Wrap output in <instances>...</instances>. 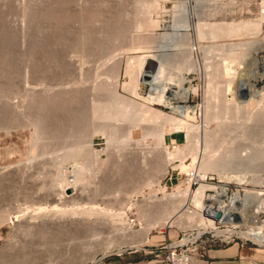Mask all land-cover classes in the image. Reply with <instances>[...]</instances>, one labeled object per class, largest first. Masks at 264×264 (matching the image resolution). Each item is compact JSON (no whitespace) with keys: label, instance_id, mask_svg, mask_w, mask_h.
Masks as SVG:
<instances>
[{"label":"rangeland","instance_id":"1","mask_svg":"<svg viewBox=\"0 0 264 264\" xmlns=\"http://www.w3.org/2000/svg\"><path fill=\"white\" fill-rule=\"evenodd\" d=\"M59 1L60 3L66 4L64 0H59ZM59 1L56 0V3ZM66 1H67L66 5L68 4L71 5V9L70 6L68 5L70 10L68 9L67 12L65 8L68 7H65L64 4H60V3H59L60 6L57 7L58 3L56 4L55 0H0V22H1L0 23L1 26L0 63H2L1 61L3 57L4 58L7 57L8 59L6 60L7 65H10V66L7 65L3 66V68L5 67L4 69H6V66L8 67V70L6 69L7 72L6 70L0 68V70L3 71L4 73L2 76L0 74V76L2 77L0 78V90H1L0 109L2 108L0 112V125H1L0 126V188L2 189V190L0 189V250H1L0 254L1 256L2 253L4 254L2 257H5L6 255L5 259L3 260L6 263L2 261L0 262V264H8L7 261L10 262V260H12L11 256L10 259H8L9 255H11L12 253L9 252L6 253L4 249L5 246H7V244L13 248H17V246L19 245L18 246L19 248H17L19 249V251L16 250L15 253L13 252L14 255H17L16 253L18 252L20 253L21 248L22 249L25 248L24 250H21L22 255L24 253L26 254V252L29 249L30 254L28 252L27 254L30 256L26 254L28 259L27 257L25 259L23 257L24 255L22 256V259L24 258L23 264H102L104 260H108L112 256L119 257L120 255L129 251H133L135 253L134 255H141V256L144 255L148 257L149 260L150 259L155 260L156 261L155 264H163L157 261H162L165 256V250L163 249L159 250V249L160 246H164L166 242L153 243V241H150V239H155L157 237L160 239L162 238V236L167 235V237L169 238L168 241L175 243L178 239H180L183 236L181 242L185 243L187 245L186 247H188L189 249H193V247L198 244V241L193 243L198 233L203 232L204 233L203 235L205 237L209 238V236L212 235L214 239H217L219 236H218L217 228L214 227H208V228L216 229V231L209 229L208 230L194 229L195 227H189L187 229H183L181 227H178V225L169 226V227L167 226L164 227L162 224H159L160 226L157 224L156 226L154 225L157 221L162 219L161 215L164 216L165 212L169 211L167 210L169 208H167L166 206L167 205L166 203L169 200H167L165 197L163 199L164 201H162V197H164L162 195L163 190L161 188H157L154 186H156L157 183L162 186L165 180V175L168 172L169 166L175 164L172 163L169 166L167 164L168 166L167 167L166 164H164L163 162V168L167 167L164 169L162 168V166H159L160 164L159 165L155 164L153 165V167H149L152 169V171L149 168L148 169L150 170V172L147 171L148 169L146 170L147 171L146 174L149 173V176L148 175L145 176L146 174L144 175L142 174L141 166L139 167L138 164L140 159L138 162L135 160L136 158L138 159V157L133 159L134 156L136 155L138 156L140 151L141 153L143 152L142 155L145 154L144 152H146V154L148 152L149 154L147 155H149L150 158H153L151 157L153 153L154 155L156 154L161 157L164 154L167 155L166 148L168 147L167 146L168 144L166 142V139L170 134L168 133L170 131L168 129L171 127L167 124L164 125L162 123L161 125L158 124L159 128L157 127V125H156L157 128L155 127L154 129L153 127L154 124L152 121V117L162 115L168 112V110L165 109V107L163 106L164 104L157 103L153 105H148L147 102L143 100L144 98L145 99L148 98L150 95H149V88L146 85L139 84L141 79L140 75L142 74L143 71L142 69L143 67H141L142 63L140 62L141 61L140 59L141 57L144 56V54L147 55L146 53L148 52H151L148 53L149 55L162 54L163 58L165 59L164 63L168 68V71L171 70V72H169L168 74V76L170 75L169 78H174L173 76H179L177 73L180 72L181 75L184 77L183 80L184 83L182 82L183 88L190 90L189 100L186 103L178 102V105H184V104L190 106L202 105V107H200L199 109L200 117H195L194 115V117L189 119L187 124H182L181 127L183 128L181 129L182 132L180 131V133L187 132L186 135H184L185 140L186 139L187 141L192 140L191 142L195 143V145L198 148H200L201 151L204 147L203 136H205V134L207 136L212 135L209 137H211L216 143L213 144L214 146L211 145L213 146V148L212 150L210 148V150L207 152V155L209 154L212 158L221 156V159H224L223 164L225 162L226 165L224 164L225 166L220 167V169L216 171L205 169L203 171V174L206 175L207 177H211V179L208 178L204 180L203 183L200 184H208L211 186H224L227 188V194L233 193L237 189L235 194L236 193L239 194L242 198L244 197V191L246 190H249L251 192L255 191L257 193H260L256 196L264 201V153H263L264 123L260 124V121L256 120V117L258 115L257 113L259 112L264 113V101L263 100L261 101L260 99L261 97L258 96L254 98L255 101L253 100L251 101V104H248L249 102L247 101H242V102L236 101L235 102L236 104H232L230 103V101H228L229 97L231 96L228 95L230 92L227 90L228 87L226 84V82L230 80V82L232 83V89L235 90L239 85L240 78L246 79L244 74L242 75L244 77L240 76L241 75L240 71L242 70L248 71L251 69L252 57L256 56L258 59L264 60V49L255 51L253 49L254 46L252 44L255 41H260L261 43L264 44V22L261 23L259 32L256 36L249 34L251 31L248 32L243 31L241 33L242 35L240 36H226V38H224L225 36L219 34L215 36H211V35L209 36L208 34L209 31L206 30L205 34L203 35L204 37L201 38L200 36H198L197 28H195V24L198 22L208 23V24L209 23L241 24L245 22L260 21L261 19L260 11H261V6L264 3V0H74V1L72 0L71 2L69 1L70 3L68 2V0ZM152 2L154 4H152ZM52 7L54 9V12ZM55 7L60 8V11L65 7L62 10V12L65 10V12L68 15H70L68 12L70 13L72 12L71 13L72 15H70V18L71 16H73L71 20L69 18L66 19L69 16H67V14H64L63 12L60 13L62 15V16L60 15V18L63 20V17L66 16L65 18L66 20H63L62 23V21L59 19L62 24L59 23L60 21L58 20L59 18L58 13L60 11L59 10H58L59 12H57V10L55 11L56 9ZM44 11L47 13L44 14ZM93 12H95L94 15L95 14L97 15L94 18H92V16L94 15L87 18V16L91 15V13ZM32 13L34 14L35 18L33 17ZM73 13L78 15L74 16L75 14L73 15ZM51 14L53 17L51 16ZM80 14H83L81 15L82 18L84 15H86L85 18L90 19L88 21V25H89L88 27L82 24L83 20L86 19L83 18L81 23L80 21L81 18L77 17V16L81 17ZM46 15H48V18ZM31 17L33 20L30 19ZM53 18H56V20L54 21ZM91 18L93 21H91ZM27 20H31V21H27ZM32 21H34V23H31ZM63 24L66 25V28ZM82 26H85L86 27L85 29L88 30L83 29L84 27ZM81 27L83 29L81 30V32L82 31L86 32L89 30L90 31L92 30V33L94 32L93 38H95V42L97 41V43H95V46L97 45L96 46L97 48L94 49L95 48L94 47L93 51L90 50V53L92 52L94 54L88 55L87 53L89 52L86 53L84 52V54H87L84 55V57H82L83 53H81V56L79 55L80 53H77L78 54L77 58L81 57V59L84 60L82 61L83 64L81 61L80 63H78L79 65L80 64L83 65L81 69V75H75L71 77L70 82L71 85H73L70 86L72 87L70 88L71 92H73V90L75 92L77 90H81L82 87L84 88L83 92L87 94V98L89 99L91 97V96L89 97L88 95L90 91L91 94L92 93H94V95L97 94V97L101 99L102 102L101 105L104 108H106L105 112L107 111V109L112 107L111 106L112 101H114L117 98V95L118 98L120 97V103L118 101L119 104H121L122 102V104H128L133 108L136 107V109L138 108V105L140 106L141 104L148 106L147 109L146 107L144 108L139 107V109L137 110L134 108L131 109L130 111L132 110L137 111V113L136 112L134 113V114H138L135 119L138 120V123L139 121L144 123V124L139 123L138 125L140 126L143 125V127L145 125L144 127L145 129L143 127L141 129H143L144 132L146 131V134L149 136L147 135L142 136V132L140 133V131H135L132 138L120 137L112 141H106V140H102L100 136H92L90 132H87L82 135L81 139L79 140V143L73 146L74 141H72L71 137L65 135L66 133H70V131L68 132L67 129H64V127L68 126L66 125L67 121H65L66 126H64L63 128L62 127L58 128V130L60 129L58 133H61V135L63 134V136H61L62 139H60V141L54 138L53 135H50L51 134L50 133L51 130L49 129L50 125L48 126V123L50 122L49 121L50 115L48 117L46 116L50 113L49 111L50 109L46 108L49 107L48 106L49 98L46 96H49V93L50 95L53 94V92L51 93L52 91L51 87H55V84L51 83V78H50L51 62H49L50 61L49 56L51 55L49 54H51L52 47L50 48L51 50H49L48 43L49 42L53 43L54 42L53 38L56 40V36L60 32H61L60 34L64 33L63 34L64 36L66 34L65 32L67 29H68L67 33L71 31V33L75 36H76L75 33L77 32L80 33L79 34L80 36H82L83 34L85 35V33H82L81 35V32L79 31ZM31 28L33 29V33L32 32L30 33ZM35 28H37L36 32H35ZM59 29L60 30L63 29V31L62 30L60 31ZM8 30H11L12 32H9ZM54 31L56 32L55 34H57L56 36L53 35L54 33H52ZM112 31H114V34ZM6 32L13 34L9 35V33L6 34ZM170 33L177 34L176 36L177 43L168 42L170 39H168V41L166 40L165 44L163 43L165 40H162V42L158 41L159 38L163 37V34L165 35ZM60 34L58 35L59 37L57 36V38L62 37ZM71 35L69 33L68 36ZM73 35L70 38L73 37V39H75ZM73 39L72 40L66 39V40L67 41L69 40L68 42L72 41V43H75L77 37L75 40ZM36 41H38V44L36 43ZM170 41H174V39H171ZM8 43H10V45ZM70 43H67L70 46H65V47L66 48L71 47L70 49H72L74 47V44H70ZM156 44H158L159 46L163 44L162 49L159 50V48L157 47L158 45ZM106 45L109 46L107 47ZM4 46L6 48H4ZM65 47L63 46V48ZM35 48H37V51ZM58 48H62V46ZM47 49L50 51L49 54ZM70 49H68V51L66 50L65 51L69 53ZM41 50L42 51L45 50V51L42 52ZM9 53H11L12 55ZM29 54H31L32 56ZM73 54L75 55L76 53H71L69 55H73ZM189 57H191L190 61L194 63L193 64L194 67L190 66V68L187 69L188 71H186V73L184 74L183 70L187 68L189 64H192L190 63V61H188ZM47 58L49 61H47ZM85 59L88 60L86 61ZM33 60L35 62H33ZM4 61L5 60L3 59V65L6 63V61L5 62ZM85 61L87 64L84 63ZM137 61H139V64ZM226 63L229 66V68H231L233 71V74L230 77L227 76L223 77L222 74H220V70H222V68ZM14 65L15 67L17 66V68L19 67L18 73L16 72L18 71V69L17 70L14 69ZM84 65L86 66V68L84 67ZM176 65L179 66L176 67ZM37 66L39 69L41 68V70H38ZM242 66L244 67L243 69H241ZM12 69L16 70L15 72L17 74L12 72L14 71ZM160 69L161 68L157 69L156 72L157 74L161 73ZM9 70L12 73H10ZM5 72L7 73V75L9 73V75L13 77L11 78L10 76H7ZM215 72H218V74L215 75ZM6 76L10 77L11 79L10 78L7 79ZM35 77H37V79ZM228 78L229 80H227ZM3 80L4 82H2ZM5 80L7 82H5ZM11 80L13 83V84L11 83L12 84L11 85L12 87H10L11 89L5 90L6 85H8ZM35 84L37 86H35ZM254 86L256 90L264 92V79L256 80L254 82ZM29 87L36 88V90H38L39 92L38 94L41 93L40 94L41 96H39L38 94L36 95L35 93L36 90L33 93H31L33 90L28 89ZM132 87L135 88V90ZM23 90H25V92ZM209 94L212 96H210ZM69 97H71V93L69 94ZM121 97L123 99H121ZM36 100L38 101L37 103L42 102L41 100H43L44 103H42V106L44 105L43 107L45 108L40 106V103L36 105L34 102ZM69 101L70 100H68V102ZM209 101L210 102L212 101L211 105ZM5 102L7 103L8 110L4 108L6 106ZM71 102L72 104L75 103L74 101H70L69 103ZM87 102L91 104L90 100L89 101L87 100ZM10 103L12 104V106H10L11 105ZM89 103L87 104L89 105ZM246 104L248 106H245ZM83 105H85V102L82 101L81 106ZM38 106L41 107L43 110H41V108H39ZM70 106L75 107L74 104L73 105L70 104ZM191 108L194 112L197 113V110L194 107ZM44 109H46V111ZM142 109H144L145 111ZM38 110L40 111L39 113L42 112L39 115H38ZM73 110L76 111L75 108ZM102 110L104 109L102 108ZM80 112L81 111H79V114ZM255 112L257 113L255 114ZM9 113H12L10 114V117H9ZM14 113H18V114H14ZM74 113L77 114L78 109H77V113L76 112ZM126 114L127 116H129L132 113L130 114L129 112ZM34 115H35V119L33 118ZM41 115L45 116L46 124L45 126L43 125L44 133H42L40 128H38L37 126V124L39 126H42L44 122V120H42L44 117L38 119V120H42L43 122L39 121L40 122L39 123L36 120L38 116ZM80 115L83 114L81 113ZM107 115H109V113ZM11 116H14L17 120ZM171 116L175 117L174 115ZM248 117L249 120L247 119ZM251 117H254V119ZM203 118L207 120L205 121ZM31 119L32 121H30ZM250 119L253 120L251 121ZM12 120L13 121L15 120L14 123H12L13 122ZM35 121L37 122V124ZM150 121L152 122L151 124ZM32 122H34V125ZM58 123L61 124L60 121L53 123L52 127L54 130H56V128L58 127ZM192 125H195L196 127L193 128ZM7 127L9 131L11 130V128H13V130L9 132L7 130ZM148 127L150 130L148 129ZM197 128L198 130H196ZM61 129L62 130L64 129L66 131L63 130L61 132ZM156 129L158 130L156 131ZM74 130L75 129H73V131ZM195 131L197 134L196 136L198 137V138L196 137L197 139H199V136H201L199 139L200 141L194 138L193 133ZM157 132L160 135H157ZM171 134L173 133L171 132ZM184 138L182 134H177L176 137H173L171 143L176 141V143L180 144L179 148H183V147L186 148L185 145H187V143H185L186 141L184 142ZM63 139H65L66 142L63 141ZM194 139L198 141L197 143L199 144H196V141L195 142L193 141ZM55 140L57 141L55 142ZM225 141H227L226 142L227 144L225 143ZM147 146L149 148L151 147L150 148L151 150H148L149 148ZM73 147H75L74 151H69V149ZM140 149H144L145 151ZM152 150L155 151L157 150V151L153 152ZM197 150L194 151V154L196 153V155L200 154L201 152L199 150L198 153ZM170 152L175 153L176 151L170 150ZM77 153L83 155L80 157L81 159L79 157L78 158L74 157ZM255 153L258 154L256 155L255 158L256 159L258 158L259 161L254 160L253 165L252 166L250 165V168L252 169H250L249 166L247 165L248 164L247 160L252 159L251 156L252 155L255 156ZM259 153H261V156ZM186 158L187 159L184 161V163L185 164L190 163L191 158L189 156L188 157L186 156ZM65 159H67L68 161ZM226 162L227 163L230 162V163L227 164ZM242 162L245 164H243ZM241 163L244 166H242ZM254 165H257V167ZM11 168H12V172H11ZM138 170L139 171L141 170L140 172L142 177L141 175L138 174L140 172H138L137 174L135 173ZM180 172L185 173V172H189V170L188 171L182 170ZM129 173H134L135 176L134 174L132 175ZM247 173L257 176L256 178H258V180L254 182L251 181V183L242 184L240 180L243 177L247 178ZM222 175L228 177L230 181L229 182L224 181L221 178ZM171 176L173 177L174 174H172ZM128 178L129 180L130 179L131 180L129 181ZM176 178H179V176ZM224 182L232 183V184H224ZM172 183H173L172 185L175 184L173 180ZM30 184L33 185L30 187ZM109 185L110 188H108ZM196 186L197 185H193L192 189H194ZM66 189H70L71 193L66 194L65 192ZM216 189H218V187ZM32 190L34 191L37 190L36 191L37 193ZM184 190L187 189L185 188L177 189L176 192H183ZM30 192L35 194L31 195ZM47 192L48 193L55 192L54 194L57 195L56 197L58 199L53 198L55 197V195L52 193L50 194L53 195V197L49 194L47 195L49 197H47L45 195ZM170 192H172V190L170 191V189L167 188L165 194ZM41 193H45V194H41ZM211 193L212 192L210 191L207 194H211ZM36 194L39 195L37 196ZM131 195L133 197H131ZM152 195L156 197H161L160 199L154 198V200H157L158 202H155L153 205H151L148 202L149 197ZM129 199H130V203L128 202ZM255 202L256 200L254 201V203ZM53 205H55V207ZM164 206L167 208L166 210ZM190 209L194 210L191 207ZM115 211L116 212L119 211L120 213H122V215L117 217ZM132 213H135L136 223L134 226H127L125 217L129 218L128 215ZM192 213L191 214L193 216L195 214L197 215L198 212L194 210ZM43 215L46 217L49 216L48 218L52 217L53 219L51 218V220L54 221H56V219L58 221L60 220L61 223L63 222V224L58 223L59 225L60 224L61 225L60 226L58 225L53 228L48 225H45V222L48 220V218L41 217ZM117 215H119V213H117ZM35 216L36 217L38 216L37 217L38 220H36ZM40 217L41 219H39ZM25 219L29 222L32 220L33 223H36L35 227H30V226L28 227L29 224L28 225L23 224V221L24 223L27 222L25 221ZM249 220L250 221L248 222L246 227H244V231L251 229L260 230L264 223V207L260 209L258 212H255V215H253ZM253 220L255 222H253ZM64 221L65 223L68 222L66 223L67 227L70 226L69 224L70 221L72 223L75 221V223L72 224L71 226L73 225L77 226V222H79L78 226L81 225L80 229H86L85 226H87L88 230L92 231L91 232V235L93 236L92 238L97 241V244L95 243L96 242L95 240L94 241L92 240L93 241V242L91 241L92 244L88 245L87 248H85L87 251L86 250L83 251L85 254L84 253L79 254L80 251L76 253L75 251L72 252L73 249L77 250L75 248V244L78 240H76V242H73L74 243L73 245L72 244L70 245V242L72 243V241H75V239L77 238L75 237V235L79 234V233H75L74 231L73 232L75 234L72 233V230L79 227L73 226V229L71 230L72 227L70 226L67 228L66 224L64 225ZM16 224L17 225L20 224L18 229L15 228ZM84 224H85L84 226L85 228L82 227V225ZM223 226L225 228H228L225 225ZM63 228L64 230H62ZM147 228H150L149 229L150 231L148 232L147 239L143 241L142 240V238L144 237L143 232ZM39 229H41V231ZM180 229H182L183 231H180ZM222 229L224 228L219 227V230ZM98 233L99 235H97ZM68 234L70 235V237ZM67 235L68 237H66ZM230 235H231L230 237L233 238V243L236 242L246 243L251 253L253 252L264 253V244L258 243L251 238L250 239L242 238L241 236L235 234H230ZM59 242L60 243L65 242V243L60 244ZM14 244L16 246H14ZM27 246H29V248ZM52 246H54L53 247L54 250L52 249ZM70 246L72 247L69 248ZM26 249L27 251L25 252ZM142 250H145L144 252L145 254L142 252ZM59 252L63 253V255ZM32 253L36 255H33ZM154 255H157V257H154ZM18 256L21 257L20 254ZM30 257L31 260L29 261ZM6 258L8 260H6ZM11 262L9 264H17V263L22 264L21 263L22 261L20 262V260L14 261L17 263H13V262L11 263Z\"/></svg>","mask_w":264,"mask_h":264},{"label":"bare ground","instance_id":"2","mask_svg":"<svg viewBox=\"0 0 264 264\" xmlns=\"http://www.w3.org/2000/svg\"><path fill=\"white\" fill-rule=\"evenodd\" d=\"M57 1H59V0H57ZM71 2L72 0H68V2ZM74 1V0H73ZM64 2H66V4H67V1L66 0H64ZM69 2V3H70ZM51 3V2H50ZM54 3V2H53ZM55 3H56V0H55ZM58 3V4H57ZM56 4H57V7H59L60 5H59V3H60V1L59 2H57ZM157 3V2H156ZM60 4H64V6L65 7H68V8H65V10H66V12H67V10L69 9V6H70V9H71V5H66L65 3H60ZM151 4V3H150ZM152 4H154L153 2H152ZM42 5V4H41ZM52 5V4H51ZM74 5V4H73ZM76 6V5H75ZM151 6V5H150ZM154 6V5H153ZM53 7H54V5H53ZM53 7H52V9H53ZM57 7H55L56 9H55V11L57 10V12H59L60 11V8H57ZM63 7V6H62ZM146 7V6H145ZM148 7V6H147ZM5 8V7H4ZM12 8V7H11ZM48 8V7H47ZM46 8V9H47ZM51 8V7H50ZM63 8V9H64ZM74 8V7H73ZM63 9H61V11L58 13L59 14V18H58V20L60 19L61 21H62V23H63V20H66V19H70L71 20V18L73 17V16H71V18H70V15H72L70 12H68L70 15H68L66 12H65V10L63 11L64 12V14H67V16H69V17H67L66 18V16L65 17H63V20L60 18V13H63L62 12V10ZM69 9V10H70ZM91 9V8H90ZM50 10V9H49ZM59 10V11H58ZM76 10V9H75ZM144 10V9H143ZM148 10V9H147ZM27 11V10H26ZM41 11V10H40ZM96 11V10H95ZM99 11V10H98ZM4 12V11H3ZM53 12H54V9H53ZM74 12H76V11H74ZM91 12V11H90ZM97 12V11H96ZM146 12V11H145ZM28 13H29V11H28ZM45 13H47V12H45L44 11V14ZM49 13V12H48ZM94 13L95 12H93V13H91V15H88L87 16V18L88 17H91L92 15H94ZM144 13V12H143ZM33 14V13H32ZM32 14H31V16H32ZM53 14V13H52ZM52 14H51V16H52ZM57 14V13H56ZM57 14V15H58ZM75 13H73V15H74ZM145 14V13H144ZM260 14H261V19H260V21H257V22H245V23H241V24H232V23H201V22H198V23H196L195 24V28H197V32H198V36H200L201 38H203L204 36V34H205V31L206 30H208L209 31V36L211 35V36H215V35H222V36H225L224 38H226V36H240V35H242L241 33L243 32V31H251L249 34H252V35H257L258 34V32H259V28H260V26H261V23L262 22H264V3L262 4V6H261V11H260ZM8 15V14H7ZM27 15V14H26ZM28 15H30V14H28ZM55 15V14H54ZM76 15H78V14H75L74 16H76ZM81 15H83V14H80V16ZM97 14H95L94 16H92V18H94L95 16H96ZM4 16V15H3ZM36 16V15H35ZM47 16V18H48V15H46ZM51 16H49V17H51ZM62 16V15H61ZM85 16L86 15H84L83 16V18L84 19H86L85 18ZM30 17V16H29ZM33 17H34V14H33ZM53 17V16H52ZM54 17H56V16H54ZM58 17V16H57ZM78 18H81L80 19V21H81V23H82V20H83V18H82V16L81 17H79V16H77ZM35 18V17H34ZM66 18V19H65ZM76 18V17H75ZM74 18V19H75ZM77 18V19H78ZM92 18H91V21H93L92 20ZM30 19H32V17L30 18ZM39 19V18H38ZM54 19V21L56 20V18H53ZM33 20V19H32ZM59 20V21H60ZM70 20H67V21H70ZM79 20V19H78ZM90 19H86V20H83V25H85V26H89L88 25V21H89ZM5 21V20H4ZM27 21H31V20H27ZM58 21V22H59ZM61 21L59 22V23H61ZM85 21V22H84ZM86 21H87V23H86ZM90 21V22H91ZM96 22V21H95ZM100 22V21H99ZM1 23V22H0ZM31 23H34V21H32ZM55 23V22H54ZM61 23V24H62ZM87 25H86V24ZM116 23V22H115ZM150 23V22H149ZM65 24V23H64ZM63 24V25H64ZM66 24H67V22H66ZM68 24H69V22H68ZM78 24V23H77ZM90 24V23H89ZM32 25V24H31ZM62 25V26H63ZM5 26V25H4ZM17 26V25H16ZM34 26V25H33ZM41 26V25H40ZM65 26V28H66V25H64ZM85 26H82V27H84L83 29H85L86 27ZM53 27H55V26H53ZM82 27H81V29L80 28H78V29H80L79 31L81 32V30H83L82 29ZM91 27V26H90ZM95 27V26H94ZM0 28H1V26H0ZM4 28V27H3ZM33 28V27H32ZM30 29V33L32 32L33 33V29ZM39 28V27H38ZM56 28H58V27H56ZM55 28V29H56ZM8 29V28H7ZM36 29L37 28H35V32H36ZM51 29V28H50ZM91 29V28H90ZM101 29V28H100ZM52 30V29H51ZM60 30V29H59ZM59 30H58V32H59ZM62 31H63V29H61ZM60 30V31H61ZM68 30V29H67ZM67 30H66V34L65 35H67V36H63V34L64 33H62V34H60V33H58V35L60 34L62 37H60V38H57V34H55L56 32L54 31V32H52V33H54L53 35H57L56 36V40L53 38V40H54V42L53 43H50V45H49V43H48V49L49 50H51L50 48L52 47V50H51V54H49V50H48V54L49 55H51V56H49V59H50V61L48 60V58H47V61H49V62H51V65H50V67H51V72H50V78H51V83H54L55 84V87H51L52 88V91H51V93L53 92V94H51L50 95V93H49V96H46V97H48L49 99H48V106L49 107H46L47 109L49 108L50 110V113L48 114V115H46L45 113V115L48 117L49 115V123H48V126L50 125V127H49V129L51 130V134L50 135H53L54 136V138H56L57 140H59L60 141V139H62V137L61 136H63V134L61 135V133H58L59 132V130H58V128L60 127H64V126H66V125H68V126H66V127H64V129H67V131L69 132L70 131V133H66L65 135H67V136H69V137H71V139H72V141H74V144H73V146H75L76 144H78L79 143V140L81 139V137H82V135L83 134H85V133H87V132H90L91 134H92V136H100V138L102 139V140H106V141H112V140H115V139H117V138H120V137H126V138H128V137H133V135H134V132L135 131H140V133L142 132V136H145V135H147L146 134V131L144 132V130L143 129H141L142 127H143V125H138L139 123L140 124H144L143 122H141V121H139V123H138V120H136L135 118L137 117V115L138 114H134L135 112L137 113V111H134V110H132V111H130L131 109H136V107H132V106H129L128 104H122V102H121V104H119L120 103V97L118 98V95H117V98H118V100H117V98L114 100V101H112V107L111 108H109V109H107V111L105 112V109L106 108H104L102 105H101V99L99 98V97H97V94H95L94 95V93H90L88 90V92L90 93H88V95H89V97H90V99L89 98H87V94H85L83 91H84V88H82L81 87V90H77V89H75V90H77L76 92L73 90V92H71V89L70 88H72V87H70V86H73V85H71V82H70V80H71V77H73V76H75V75H81V69H82V66L83 65H79L78 63H80V61L82 62L84 59H81V57L80 58H77L78 57V54L77 53H80L79 55L81 56V53H83L82 54V57H84V55H90V54H94V53H90V50H94V49H96L97 47V45L95 46V43H97V41L95 42V38H93V33H92V30L90 31H82L81 32V35H82V33H85V35L83 34L82 36H80L79 34L80 33H75L76 34V36L75 35H73L72 33H71V31L70 32H68L67 33ZM85 30H88V29H85ZM109 30V29H108ZM176 30H178V29H176ZM1 31V30H0ZM7 31V30H6ZM9 32H12L11 30H8ZM53 31V30H52ZM72 31H74V30H72ZM103 31V30H102ZM115 31V30H114ZM114 31H112L113 32V34H114ZM3 32V31H2ZM9 32H6V34L7 33H9ZM34 32V33H35ZM16 33V32H15ZM69 33H70V35L72 34L74 37H75V39H76V37H77V40L75 41V43H72V41H70V42H68L66 39H70V40H72L73 39V37L72 38H70L71 36H68L69 35ZM116 33V32H115ZM126 33V32H125ZM13 33H9V35H12ZM20 34V33H19ZM40 34V33H39ZM43 34V33H42ZM111 34V33H110ZM121 34V33H120ZM27 35V34H26ZM44 35V34H43ZM105 35V34H104ZM117 35V34H116ZM15 36H17V35H15ZM47 36H48V34H47ZM54 36V37H55ZM80 36V37H79ZM107 36V35H106ZM120 36H123V35H120ZM176 36H177V34H175V33H170V34H163V37H161V38H159V42H162V40H165L163 43L165 44V42H166V40L168 41V39H174V41H168V42H175V43H177V39H176ZM6 37V36H5ZM10 37V36H9ZM53 37V36H52ZM59 37V36H58ZM66 37H69V38H66ZM117 37H119V36H117ZM126 37V36H125ZM199 37V38H200ZM2 38V37H1ZM12 38V37H11ZM17 38V37H16ZM23 38V37H22ZM34 38V37H33ZM66 38V39H65ZM115 38H116V36H115ZM213 38V37H212ZM215 38V37H214ZM14 39V38H13ZM12 39V40H13ZM31 39H32V37H31ZM37 39V38H36ZM75 39H73V40H75ZM122 39V38H121ZM26 40H27V38H26ZM29 40V39H28ZM35 40V39H34ZM45 40V39H44ZM48 40V39H47ZM113 40V39H112ZM111 40V41H112ZM115 40V39H114ZM6 41V40H5ZM9 41V40H8ZM18 41V40H17ZM46 41V40H45ZM56 41V42H55ZM118 41V40H117ZM120 41V40H119ZM74 42V41H73ZM114 42V41H113ZM167 42V43H168ZM4 43V42H3ZM12 43V42H11ZM19 43V42H18ZM24 43V42H23ZM34 43H35V41H34ZM36 43L38 44V41H36ZM45 43V42H44ZM54 43H55V45H54ZM67 43H70V44H74V47H73V45H72V49H70V48H66L65 46H70L69 44H67ZM116 43V42H115ZM120 43V42H119ZM152 43V42H151ZM154 43V42H153ZM156 43V42H155ZM1 44V43H0ZM9 45H10V43H8ZM47 44V43H46ZM51 44H53V45H51ZM110 44V43H109ZM170 44V43H169ZM253 44V46H254V50L256 51V50H260V49H264V44L263 43H261L260 41H255V42H253L252 43ZM6 45V44H5ZM114 45V44H113ZM156 45H158V44H156ZM163 45V44H162ZM162 45H158L157 47L159 48V50L160 49H162ZM45 46H47V45H45ZM60 47V46H62V48H63V46L65 47V48H58V47ZM107 46V45H106ZM109 46V45H108ZM107 46V47H108ZM153 46H155V45H153ZM178 46V45H177ZM184 46V45H183ZM17 47V46H16ZM32 47V46H31ZM40 47V46H39ZM95 47V48H94ZM101 47V46H100ZM164 47V46H163ZM2 48V47H1ZM4 48H6L5 46H4ZM18 48V47H17ZM24 48V47H23ZM34 48V47H33ZM58 48V49H57ZM94 48V49H93ZM190 48V47H189ZM36 49V51H37V48H35ZM43 49V48H42ZM68 49H70L69 50V53L68 52H66V51H68ZM101 49V48H100ZM188 49V48H187ZM2 50V49H1ZM12 50V49H11ZM13 50H14V48H13ZM18 50V49H17ZM23 50V49H22ZM32 50V49H31ZM46 50V49H45ZM45 50H41L42 52H44ZM66 50V51H65ZM103 50V49H102ZM7 51V50H6ZM5 51V52H6ZM25 51V50H24ZM34 51V50H33ZM96 51V50H95ZM105 51V50H104ZM116 51H118V50H116ZM163 51V50H162ZM3 52H4V49H3ZM2 52V53H3ZM84 52L86 53V52H89V53H87V54H84ZM12 53V52H11ZM11 53H9V54H11ZM34 53V52H33ZM36 53V52H35ZM71 53H76L75 55L73 54V55H69V54H71ZM97 53V52H96ZM105 53V52H104ZM108 53V52H107ZM148 53H151V52H148ZM148 53H146L147 55H145L144 54V56L143 57H141V63H142V66L141 67H143L142 69H143V71H142V74L140 75V83L139 84H143V85H146L148 88H149V97L148 98H144L143 100L144 101H146L147 102V104L148 105H153V104H164L163 106L165 107V109H167L168 110V112H166V113H164V114H162V115H158V116H154V117H152V121H153V127H154V129H155V127H156V125H157V127L159 126L158 124H160L161 125V123L162 124H167V125H169V126H171L169 129H168V127H167V129L168 130H170L168 133H170L169 135H172L171 134V132L173 133V134H175L173 137H176V135L177 134H182L183 135V138H184V135H186V133H180V131L182 132V128L183 127H181V125L182 124H187L188 123V121H189V119L190 118H192V117H194V115H195V117H200V107H202V105L200 106V105H193V106H190V105H187V104H184V105H178V102H183V103H186L188 100H189V98H190V90L189 89H185V88H183V84H182V82L184 83V77L181 75V73L180 72H178L177 74L179 75V76H173L174 78H169L170 77V75L168 76V74H169V72H171V70L170 71H168V68L166 67V65H165V63H164V58H163V56H162V54L161 55H156V54H151V55H149ZM181 53V52H180ZM191 53V52H190ZM7 54V53H6ZM5 54V55H6ZM20 54V53H19ZM24 54V53H23ZM22 54V55H23ZM32 54V53H31ZM31 54H29V55H31ZM158 54V53H157ZM12 55V54H11ZM26 55V54H25ZM183 55V54H182ZM188 55V54H187ZM191 55V54H190ZM4 56V55H3ZM19 56V55H18ZM28 56V55H27ZM32 56V55H31ZM40 56V55H39ZM115 56V55H114ZM25 57V56H24ZM41 57V56H40ZM51 57V58H50ZM74 57H76V58H74ZM86 57V56H85ZM192 57V56H191ZM191 57H189V60L188 61H190V58ZM30 58V57H29ZM118 58V57H117ZM128 58V57H127ZM3 59L6 61V60H8L7 59V57H3ZM3 59H2V63H0V65L2 66H0V68H2V69H4L3 68V66H5V65H7V61H6V63L3 65ZM12 59V58H11ZM46 59V58H45ZM147 59H151V60H153L154 62H155V65H156V67H155V69H153V70H147V69H145L144 68V63H145V61L147 60ZM186 59V58H185ZM0 60H1V56H0ZM26 60V59H25ZM39 60V59H38ZM86 60V59H85ZM88 60V59H87ZM86 60V61H87ZM184 60V59H183ZM4 61V62H5ZM86 61L84 62L85 64H87L86 63ZM186 61V60H185ZM9 62V61H8ZM12 62V61H11ZM15 62V61H14ZM18 62V61H17ZM28 62V61H27ZM33 62H35L34 60H33ZM40 62V61H39ZM102 62V61H101ZM138 62V64H139V61H137ZM180 62V61H179ZM183 63H185V62H183ZM190 63H192V64H189V66L187 67V68H185L184 70H183V73L185 74L186 73V71H188L187 69L188 68H190V66H192V67H194L193 66V62H191L190 61ZM82 64H83V62H82ZM95 64V63H94ZM137 64V63H136ZM182 64V63H181ZM37 65V64H36ZM35 65V66H36ZM89 65V64H88ZM106 65V64H105ZM141 65V64H140ZM140 65H138V66H140ZM170 65V64H169ZM174 65V64H173ZM187 65H188V63H187ZM196 65V64H195ZM7 66H10V65H7ZM6 66V69L8 70V67ZM12 66V65H11ZM38 66H39V64H38ZM38 66H37V68H38ZM46 66V65H45ZM91 66V65H90ZM94 66V65H93ZM179 66V65H178ZM177 65H176V67H178ZM185 66H186V64H185ZM40 67H42V66H40ZM84 67L86 68V66L84 65ZM108 67V66H107ZM140 67V68H141ZM181 67H182V65H181ZM180 67V68H181ZM196 67V66H195ZM19 68V67H18ZM17 68V66L15 67V65H14V69H18ZM36 68V67H35ZM34 68V69H35ZM87 68H89V67H87ZM159 68H161L160 70V74H157L156 72H157V69H159ZM244 67L242 66L241 67V69H243ZM6 69H4V70H6ZM10 69V68H9ZM14 69H12V70H14ZM108 69V68H107ZM113 69V68H112ZM199 69H201V68H199ZM7 70H6V72H7ZM16 70H14V71H12V72H14V73H18L19 72V69H18V71H16ZM37 70V69H36ZM38 70H41V68L39 69L38 68ZM95 70V69H94ZM205 70V69H204ZM217 70V69H216ZM1 71V70H0ZM16 71V72H15ZM49 71V70H48ZM88 71V70H87ZM194 71V70H193ZM199 71V70H198ZM5 72V73H6ZM9 72L10 73H12L10 70H9ZM44 72V71H43ZM43 72H41V73H43ZM112 72V71H111ZM201 72V71H200ZM13 73V74H14ZM16 73V74H17ZM37 73V72H36ZM93 73V72H92ZM189 73V72H188ZM213 73V72H212ZM240 73H241V75L240 76H242L243 74H244V76L246 77V79H244V78H240V80H239V85L237 86V88L235 89V90H233L232 89V83L230 82V80H229V78L227 79V80H229V81H227L226 82V84H227V87H228V91L230 92L228 95H230L231 97H229V99H228V101H230V103H232V104H236L235 102L236 101H240V102H242V101H247V102H249L248 104H251V101L253 100V101H255L254 100V98L255 97H261L260 99H261V101L263 100L264 101V92H261V91H258V90H256V88H255V86H254V82L256 81V80H259V79H264V60L262 59V60H260V59H258L256 56H253L252 57V59H251V69L250 70H248V71H246V70H242V71H240ZM1 76L4 74L3 73V71H1ZM13 74H11V75H13ZM15 74V75H16ZM105 74V73H104ZM216 74H218V72H215V75ZM220 74H222V76L224 77V76H227V77H230L232 74H233V71H232V69L231 68H229V66L227 65V63L224 65V67L222 68V70H220ZM6 75H7V73H6ZM46 75V74H45ZM0 76V78H2ZM7 76H10L9 75V73H8V75ZM6 76V78L8 79V78H10V77H7ZM213 76V75H212ZM244 76H242V77H244ZM13 77V76H12ZM11 77V78H12ZM43 77H45V76H43ZM47 77V76H46ZM10 78V79H11ZM20 78V77H19ZM23 78V77H22ZM36 79H37V77H35ZM39 78H40V76H39ZM38 78V79H39ZM34 80V79H33ZM43 80V79H42ZM49 80V79H48ZM24 81V80H23ZM44 81V80H43ZM2 82H4V80L2 81ZM5 82H7L6 80H5ZM9 82V81H8ZM18 82V81H17ZM22 82V81H21ZM12 83V80L9 82V84L8 85H6V87H5V90L7 89H11L10 87H12L11 85L13 84H11ZM36 83V82H35ZM43 83V82H42ZM5 84V83H4ZM38 84V83H37ZM15 85V84H14ZM23 85H24V83H23ZM32 85V84H31ZM43 85V84H42ZM3 86V85H2ZM19 86H20V84H19ZM35 86H37L36 84H35ZM4 87V86H3ZM15 87H17V86H15ZM25 87V86H24ZM23 87V88H24ZM27 87V86H26ZM213 87V86H212ZM22 88V89H23ZM46 88V87H45ZM75 88H77V87H75ZM79 88V87H78ZM100 88V87H99ZM133 88V87H132ZM215 88V87H214ZM217 88V87H216ZM28 89H30V90H33L31 93H33L35 90H36V88H34V87H29ZM101 89V88H100ZM134 90H135V88H133ZM194 89V88H193ZM3 90V89H2ZM112 90V89H111ZM134 90H133V92H134ZM209 90V89H208ZM215 90V89H214ZM1 91V90H0ZM24 92H25V90H23ZM37 91V92H36ZM35 91V93H36V95L39 93L38 92V90H36ZM45 91H47V90H45ZM55 91V92H54ZM93 91V90H92ZM104 91V90H103ZM102 91V92H103ZM114 91V90H113ZM210 91V90H209ZM222 91V90H221ZM14 92V91H13ZM214 92V91H213ZM216 92V91H215ZM6 93H8V92H6ZM28 93V92H27ZM35 93H34V96H35ZM71 93V97H69V94ZM73 93V94H72ZM87 93V92H86ZM113 93V92H112ZM209 93V92H208ZM219 93V92H218ZM15 94V93H14ZM30 94V93H29ZM41 94V93H40ZM40 94H38L39 96H41ZM43 94V93H42ZM193 94V93H192ZM32 95V94H31ZM210 95V94H209ZM208 95V96H209ZM225 95V94H224ZM1 96V95H0ZM210 96H212V95H210ZM209 96V97H210ZM223 96V95H222ZM109 97V96H108ZM135 97V96H134ZM208 97V98H209ZM219 97V96H218ZM42 98V97H41ZM112 98H113V96H112ZM125 98V97H124ZM220 98V97H219ZM34 99V98H33ZM38 99V98H37ZM121 99H123L122 97H121ZM225 99H226V97H225ZM40 100V99H39ZM46 100V99H45ZM68 100H70V101H74L75 103H73L74 104V106L75 107H73V106H70V104L71 105H73L72 104V102L71 103H69L68 102ZM87 100L89 101L90 100V102H91V104L89 103V102H87ZM42 102H39L40 103V106H42V103H44L43 102V100H41ZM82 101L83 102H85V105H83V106H81L82 105ZM115 101H117V102H115ZM118 101H119V103H118ZM4 102V101H3ZM35 102V104L36 105H38L39 103H37L38 101L36 100V101H34ZM47 102V101H46ZM89 103V105L87 104V103ZM210 102V101H209ZM212 102V101H211ZM211 102H210V105H211ZM1 103V102H0ZM69 103V104H68ZM81 103V104H80ZM106 103V102H105ZM110 103V102H109ZM117 103V104H116ZM133 103V102H132ZM131 103V104H132ZM218 103V102H217ZM230 103H227V104H230ZM5 104H6V106L4 107V108H6V110H8L7 108H8V106H7V103L5 102ZM11 104V103H10ZM214 104V103H213ZM227 104H225V105H227ZM20 105V104H19ZM36 105H35V108H36ZM107 105V104H106ZM105 105V106H106ZM133 105V104H132ZM142 105V106H141ZM140 106L138 105V108L137 109H139V107L141 108V107H146V109H147V107L148 106H146V105H143V104H141ZM2 106V105H1ZM10 106H12V104L10 105ZM9 106V107H10ZM44 106V105H43ZM42 106V107H43ZM102 106V107H101ZM134 106V105H133ZM207 106V105H206ZM245 106H248L247 104L245 105ZM31 107V106H30ZM32 107H34V106H32ZM39 107V106H38ZM37 107V108H38ZM71 107H73V108H71ZM110 107V106H109ZM191 107H194L196 110H197V113L196 112H194L193 110H192V108ZM3 108V109H4ZM13 108V107H12ZM39 108H41V107H39ZM38 108V109H39ZM43 108H45V107H43ZM76 109V111H74L73 109ZM102 108L104 109V110H102ZM233 108V107H232ZM15 109V108H14ZM77 109H78V113H77ZM136 109V110H137ZM1 110H2V108L0 109V112H1ZM32 110H33V108H32ZM41 110H43L42 108H41ZM45 111H46V109H44ZM142 110H144V109H142ZM10 111V110H9ZM13 111H15V110H13ZM18 111V110H17ZM16 111V112H17ZM27 111H28V109H27ZM73 111V112H72ZM79 111H81L80 112V114L82 113L83 115H80L79 114ZM145 111V110H144ZM143 111V112H144ZM256 111V110H255ZM20 112V111H19ZM18 112V113H19ZM34 112V111H33ZM40 111L38 110V115L39 114H41V113H39ZM74 112H76L77 114H75ZM84 112V113H83ZM130 112V114L131 115H129V116H127V114L126 113H129ZM252 112H254V111H252ZM4 113V112H3ZM3 113H1V114H3ZM18 113H14V114H18ZM28 113V112H27ZM74 113V114H73ZM109 113V115H107ZM196 113V114H195ZM250 113V112H249ZM257 112H255V114H256ZM261 112H259V113H257L258 115H257V117H256V120L257 121H260V124L261 123H264V113L262 112L261 114H260ZM10 114H12V113H9V117H10ZM34 114V113H33ZM126 116H125V115ZM133 114H134V116H133ZM174 115L175 117H173V116H171V115ZM215 114V113H214ZM5 115V114H4ZM3 115V116H4ZM36 115V114H35ZM35 115H34V119H35ZM77 115V116H76ZM79 115H80V117H79ZM207 115V114H206ZM220 115V114H219ZM251 115V114H250ZM30 116V115H29ZM246 116V115H245ZM248 116V115H247ZM252 116H255V115H252ZM11 117H14V116H11ZM19 117V116H18ZM17 117V118H18ZM32 117V116H31ZM44 117V118H43ZM204 117V116H203ZM207 117V116H206ZM210 117V116H209ZM27 118V117H26ZM32 118V119H33ZM41 119V118H43L42 120H44V122L42 121V120H38V119ZM235 118V117H234ZM251 118H253L254 119V117H251ZM3 119V118H2ZM9 119V118H8ZM14 119H16L15 117H14ZM19 119H21V118H19ZM25 119V118H24ZM32 119L30 120V121H32ZM138 119V118H137ZM204 120H205V118H203ZM248 120H249V117L247 118ZM252 119V120H253ZM17 120V119H16ZM23 120V119H22ZM29 120V119H28ZM37 120V122H39V121H42L43 122V124H42V126H39L38 124H37V122H36V124H37V126H38V128H40V130L42 131V133H44L43 131V125L45 126V124H46V122H45V116H43V115H41V116H38V118L36 119ZM136 120V121H135ZM155 120V121H154ZM207 120V119H206ZM205 120V121H206ZM210 120V119H209ZM208 120V121H209ZM251 120V119H250ZM251 120V121H252ZM6 121V120H5ZM5 121H3V122H5ZM13 121V120H12ZM15 121V120H14ZM14 121L12 122V123H14ZM47 121H48V119H47ZM61 122V124L60 123H58V127L56 128V130H54L53 129V127H52V125H53V123H55V122ZM65 121H67L66 122V125H65ZM98 122V123H96V122ZM11 122V121H10ZM10 122H9V124H10ZM28 122V121H27ZM136 122V123H135ZM154 122H156V123H154ZM211 122V121H210ZM2 123V122H1ZM11 123V124H12ZM16 123V122H15ZM18 123H20V122H18ZM33 123V125H34V122H32ZM40 123V122H39ZM68 123V124H67ZM152 122L150 121V124H151ZM9 124H7V125H9ZM76 126H75V125ZM4 125V124H3ZM14 125V124H13ZM23 125V124H22ZM26 125V124H25ZM41 125V124H40ZM60 125V126H59ZM1 126V125H0ZM28 126V125H27ZM36 126V127H37ZM48 126H47V128H48ZM74 126H75V128H74ZM187 126V125H186ZM193 126V128H195L196 126L195 125H192ZM259 126V125H258ZM5 127V126H4ZM8 127H10V126H8ZM8 127H7V130H8ZM13 127H15V126H13ZM19 127V126H18ZM144 127H145V125H144ZM143 127V128H144ZM152 127V128H153ZM156 127V128H157ZM190 127V126H189ZM6 128V127H5ZM4 128V129H5ZM17 128V127H16ZM147 128V127H146ZM159 128V127H158ZM192 128V127H191ZM199 128V127H198ZM198 128L196 129V130H198ZM63 129V130H64ZM73 129H75L74 131H73ZM141 129V130H140ZM145 129V128H144ZM148 129H149V127H148ZM189 129V128H188ZM258 129V128H257ZM6 130V131H7ZM11 130H13V128H11ZM10 130V131H11ZM18 130V129H17ZM39 130V129H38ZM48 130V129H47ZM62 129H61V132L63 131ZM143 130V131H142ZM147 130V129H146ZM150 130V129H149ZM158 129H156V131H157ZM190 130V129H189ZM260 130V129H259ZM3 131V130H2ZM9 131V130H8ZM9 131V132H10ZM41 131H40V133H41ZM46 131V130H45ZM57 131V132H56ZM64 131H66V130H64ZM155 131V132H156ZM160 131V130H159ZM8 132V133H9ZM39 132V131H38ZM49 132V131H48ZM152 132H153V130H152ZM178 132V133H177ZM198 132V131H197ZM144 133V134H143ZM148 133V132H147ZM151 133V132H150ZM49 134V133H48ZM47 134V135H48ZM156 134V133H155ZM194 134V138H196L197 136V134H196V131L193 133ZM258 134V133H257ZM256 134V135H257ZM141 135V134H140ZM157 135H160V134H158V132H157ZM168 135V136H169ZM199 135V134H198ZM40 136V135H39ZM147 136H149V135H147ZM209 136H212V135H209ZM209 136H207L206 134H205V136H203L204 137V147H203V149H202V151H201V149L200 148H198L196 145H195V143H193V142H191L192 140H189V139H191V138H189L188 140L189 141H187V139L185 140V138H184V142L185 143H187V145H185L186 146V148H179V145L180 144H178V143H176V141H174L172 144H170V145H167L168 147L166 148L167 149V155L166 154H164L162 157L161 156H159V155H154V153L152 154V155H154V156H152L151 154V157H153V158H150L149 157V155H147V154H149L148 152H147V154H146V152H144L145 154H143L142 155V153H141V151H140V153H141V155H140V153L138 154V156L136 155V153H135V155L136 156H134L133 157V159L134 158H136V157H138V159L136 158L135 160L138 162L139 161V159H140V161H139V167L141 166V169H142V174L144 175V174H146V172L147 171H149L150 172V170L149 169H151V168H149V167H153V165H159V166H162V168H163V162H164V164H166V166H167V164H168V166L170 165V164H175V165H170L169 166V168H168V172H167V174L165 175V177H167L168 175H169V172H170V170H174V171H177L178 172V174H183V175H185V176H187V183L189 184V183H191V182H196L198 185L200 184V183H203V181L204 180H206V179H211V177H207L206 175H204L203 174V171L206 169H210V170H219L220 169V167H223V166H225L226 164H225V162H224V164H223V160L224 159H221V156L220 157H216V158H212L209 154L207 155V152L210 150V148H211V150H212V148H213V144H215L216 142L211 138V137H209ZM156 137V136H155ZM200 137L201 136H199V139H200ZM38 138V137H37ZM66 138V137H65ZM147 138H149V137H147ZM150 138H151V136H150ZM198 138V137H197ZM196 138V139H197ZM222 138V137H221ZM4 139V138H3ZM199 139H197L198 141H200ZM214 139H216V138H214ZM223 139V138H222ZM54 140V139H53ZM57 140H55V142L57 141ZM67 140V139H66ZM34 141V140H33ZM43 141V140H42ZM48 141V140H47ZM63 141H65V139H63ZM62 141V142H63ZM194 142L196 141L195 139L193 140ZM198 141H196V144H199V143H197ZM213 141H214V143H213ZM217 141V140H216ZM218 141H219V139H218ZM2 142V141H1ZM66 142V141H65ZM189 142H191V143H193V144H191V143H189ZM227 141H225V143H226ZM42 143V142H41ZM64 143V142H63ZM38 144V143H37ZM40 144V143H39ZM165 144V143H164ZM227 144V143H226ZM211 145H213V146H211ZM217 145V144H216ZM225 145V144H224ZM33 146V145H32ZM149 146V145H148ZM147 146V147H148ZM152 146V145H151ZM203 146V145H202ZM201 146V147H202ZM188 147V148H187ZM216 147V146H215ZM149 148V147H148ZM151 148V147H150ZM148 149V150H151V149ZM153 148V147H152ZM179 148V149H178ZM199 149L201 152H200V154H198V155H196V153L194 154V151H196L197 149ZM74 149H75V147H73V148H70L69 149V151H74ZM154 149V148H153ZM156 149V148H155ZM140 150H144V149H140ZM158 150V149H157ZM156 150V151H157ZM170 150H174V151H176L175 153H172V152H170ZM199 150H197V152L199 153ZM145 151V150H144ZM147 151V150H146ZM153 152L155 151V150H152ZM155 151V152H156ZM219 151V150H218ZM165 152V153H166ZM257 152V151H256ZM70 153V152H69ZM161 153V152H160ZM264 153V152H263ZM158 154V153H157ZM172 154V155H171ZM253 154V153H252ZM260 154V156H261V153H259ZM232 155V154H231ZM256 155H258V154H256L255 153V156H251V158L252 159H249V160H247L248 162V166H249V168H250V165L252 166L253 165V162H254V160H258V158L256 159L255 157H256ZM81 156H83L82 154H80V153H77L74 157H76V158H80ZM141 156V157H140ZM186 156L188 157H190L191 158V162L190 163H188V164H185L184 163V161L187 159L186 158ZM248 156V155H247ZM259 156V157H260ZM132 157V156H131ZM258 157V156H257ZM81 159V158H80ZM132 159V160H133ZM151 159V160H150ZM65 160H67V159H65ZM121 160V159H120ZM33 161V160H32ZM68 161V160H67ZM134 161V160H133ZM241 161H242V159H241ZM240 161V162H241ZM259 161V160H258ZM65 162V161H64ZM244 162V161H243ZM242 162V163H243ZM131 163V162H130ZM134 163V162H133ZM227 163V162H226ZM228 163H230V162H228ZM227 163V164H228ZM242 163H241V165H242ZM259 163V162H258ZM61 164V163H60ZM136 164V163H135ZM151 164H152V166H151ZM162 164V165H161ZM238 164V163H237ZM243 164H245V163H243ZM255 164H257V163H255ZM133 165V164H132ZM230 165V164H229ZM240 165V166H241ZM135 166V165H134ZM167 166V167H168ZM232 166V165H231ZM237 166H239V165H237ZM242 166H244V165H242ZM254 166H256L257 167V165H254ZM263 166V165H262ZM261 166V167H262ZM12 167V166H11ZM138 167V166H137ZM167 167H164V168H167ZM136 168V167H135ZM149 168V169H148ZM157 168V167H156ZM163 168V169H164ZM175 168V169H174ZM194 168V169H193ZM226 168V167H225ZM229 168V167H228ZM231 168V167H230ZM48 169V168H47ZM138 169H140V168H138ZM148 169V170H147ZM250 169H252V168H250ZM249 169V170H250ZM3 170V169H2ZM131 170V169H130ZM147 170V171H146ZM159 170V169H158ZM157 170V171H158ZM188 171L189 170V172H180V171ZM255 170V169H254ZM9 171H10V169H9ZM14 171H15V169H14ZM132 171H133V169H132ZM136 171V170H135ZM141 171V170H140ZM139 170L137 171V172H135L136 174L138 173V172H140ZM151 171H152V169H151ZM252 171V170H251ZM250 171V172H251ZM261 171V170H260ZM2 172V171H1ZM11 172H12V168H11ZM10 172V173H11ZM161 172H162V170H161ZM3 173V172H2ZM5 173H7V172H5ZM14 173V172H13ZM17 174V173H16ZM129 174H134V173H129ZM139 175H141V172L140 173H138ZM7 175V174H6ZM149 176V173H147L145 176ZM8 176V175H7ZM134 176H135V174H134ZM132 177V176H131ZM137 177H139V176H137ZM136 177V178H137ZM141 177H142V175H141ZM257 176H255V175H252V174H248L247 173V178H242L241 180H240V182L243 184H245V183H251V181L252 182H254V181H257L258 180V178H256ZM6 178V177H5ZM224 181H226V182H229L230 181V179L228 178V177H226V176H224V175H222V177H221ZM2 179V178H1ZM10 179V178H9ZM12 179H14V178H12ZM17 179V178H16ZM47 179H49V178H47ZM121 180V179H120ZM128 180H129V178H128ZM131 180V179H130ZM129 180V181H130ZM144 180V179H143ZM142 180V181H143ZM4 181H5V179H4ZM14 181V180H13ZM18 181V180H17ZM125 181V180H124ZM137 181V180H136ZM147 182V181H146ZM146 182H144V183H146ZM150 182V181H149ZM226 182H224V184H232V183H226ZM2 183V182H1ZM26 184V183H25ZM34 184V183H33ZM32 184V185H33ZM158 184V183H157ZM3 185V184H2ZM31 184H30V187L32 186ZM103 185V184H102ZM106 185V184H105ZM122 185V184H121ZM156 185V184H155ZM197 185V187H195L194 189H189V187H188V185H185L184 187H180L179 185H175V186H173V188H172V192H170V193H167V194H165V192H164V190H163V188H161L162 190H163V196L164 197H162V201H164L163 199L166 197V199L167 200H169L167 203H166V201H165V203L167 204L166 206H167V208H169V209H167L165 206V210L167 209V210H169L168 212H165V211H163V212H165V214H164V216H162L161 215V213H160V215H161V217H162V219H160L159 221H157L155 224L154 223H152V224H154L155 226H156V224L157 225H159V224H162L164 227H169V226H175V225H178V227H181V228H183V229H187V228H189V227H195L194 229H202V230H213V231H216V229H211V228H208V227H214V228H217V232H218V236H222V237H229V236H231L230 234H235V235H238V236H241L242 238H251V239H253V240H255L256 242H258V243H261V244H264V223H263V226L261 227V225H260V227H261V229L259 230V229H251V230H247V231H244V227H246V225L248 224V222L250 221L249 219L253 216V215H255V212H258L260 209H262L263 207H264V201L263 200H261V198L259 199L256 195H258V194H260V193H257V192H251V191H249V190H246V191H244V197L242 198L239 194H235V192L237 191V189L233 192V193H230V194H227V188L226 187H224V186H211V185H208V184H200L199 186ZM235 185V184H234ZM3 187V186H2ZM33 187H35V186H33ZM106 187H108V186H106ZM218 187V189H216ZM9 188V187H8ZM108 188H110V185H109V187ZM116 188V187H115ZM187 189V190H184L183 192H176V190L177 189ZM1 189V188H0ZM30 189H33V188H30ZM34 189H36V188H34ZM104 189V188H103ZM2 190V189H1ZM12 190V189H11ZM69 190V193H71V190L70 189H68ZM86 190V189H85ZM101 190V189H100ZM105 190V189H104ZM110 190V189H109ZM239 190V189H238ZM32 191H34V190H32ZM37 191V190H36ZM36 191H34V192H36ZM44 191V190H43ZM112 191V190H111ZM182 191V190H181ZM206 191H211L212 193L211 194H205V192ZM260 191V190H259ZM175 192V193H174ZM13 193V192H12ZM27 193V192H26ZM31 193V192H30ZM37 193V192H36ZM40 193V192H39ZM50 193H52V192H50ZM50 193H41V194H45L46 196L49 194V195H51ZM55 193V192H54ZM54 193H52V194H54ZM59 193V192H58ZM84 193V192H83ZM107 193V192H106ZM173 193V194H172ZM35 193H31V195H34ZM57 194V193H56ZM171 194V195H170ZM37 195V194H36ZM39 195V194H38ZM37 195V196H38ZM55 195V194H54ZM3 196V195H2ZM30 196V195H29ZM36 196V197H37ZM43 196V195H42ZM52 197H53V195H51ZM50 196V197H51ZM57 195H55V197H53V198H57L56 197ZM15 197V196H14ZM31 197V196H30ZM33 197V196H32ZM35 197V196H34ZM47 197H49V196H47ZM131 197H133L132 195H131ZM154 198H157V199H160L161 197H156V196H154V195H152V196H150L149 197V203L151 204V205H153L155 202H158L157 200H154ZM5 199V198H4ZM58 199V198H57ZM131 199V198H130ZM130 199L128 200V202L130 203ZM165 199V200H166ZM253 199H254V201L256 200V202L254 203V201H253ZM9 200V199H8ZM165 203H164V205H165ZM54 207H55V205H53ZM192 208V209H194V210H197V212L199 213H197V215L195 214V215H193L192 216V212L194 211V210H189V208ZM162 208H163V206H162ZM119 209V208H118ZM42 211V210H41ZM60 211V210H59ZM214 211H218V212H220V217L218 218V219H212V213L214 212ZM236 211V212H235ZM55 212H56V210H55ZM64 212V211H63ZM147 212V211H146ZM162 212V213H163ZM51 213V212H50ZM117 213H119V215H117ZM192 213V214H191ZM37 214V213H36ZM42 214V213H41ZM55 214V213H54ZM115 214H116V216L118 217V216H120V215H122V213H120L119 211L118 212H116L115 211ZM45 215V214H44ZM41 216V217H46V216ZM36 217V216H35ZM38 217V216H37ZM37 217H36V220H38L37 219ZM41 217L39 218V219H41ZM49 217V216H48ZM48 217H46V218H48ZM51 217V216H50ZM157 217V216H156ZM52 218V217H51ZM51 218H48V220L45 222V225H48V226H50V227H56V226H58L59 224L58 223H61V221L59 222L57 219H56V221H58V222H56V221H54V220H51ZM58 218V217H57ZM33 219H34V217H33ZM44 219V218H43ZM53 219V218H52ZM29 220V219H28ZM156 220H158V219H156ZM252 220V219H251ZM25 221H27L26 219H25ZM35 221V220H34ZM72 221V220H71ZM70 221V226L72 225V224H74L75 223V221L72 223ZM219 221H220V223H219ZM37 222V221H36ZM126 222H127V220H126ZM253 222H255L254 220H253ZM66 223H68V222H66ZM65 223V221H64V225L66 224ZM78 223L79 222H77V226H78ZM23 224H29L28 225V227L30 226V227H35V225H36V223H33V221L31 220L30 222L29 221H27V222H25L24 223V221H23ZM61 224H63V222L61 223ZM60 224V225H61ZM80 224H82V223H80ZM79 224V225H80ZM127 224H128V222H127ZM225 225L226 227H228V228H225L223 225ZM250 224H251V222H250ZM20 225V224H19ZM19 225H15V228L16 229H18L19 228ZM40 225V224H39ZM59 225V226H60ZM153 225V226H154ZM161 225V226H162ZM70 226H68V227H70ZM74 227L76 226V225H73ZM73 226H71L72 228H71V230L73 229ZM76 226V227H77ZM81 226V225H80ZM80 226H78L79 228H76V229H73L72 230V233H79V234H77V235H75V237H77L76 239H75V241H72V243L70 242V245L72 244H74L73 242H76V240H78L77 242H76V244H75V248L77 249V250H75V249H73L72 250V252L73 251H75V253L76 252H78V251H80L79 252V254L80 253H84L83 251L84 250H86L85 248H87V246L88 245H91L92 244V242L95 240V239H93L92 237V235H91V230H88V228H87V226H85V224L84 225H82V227H86V229H80L81 227ZM100 226V225H99ZM160 226V225H159ZM162 226V227H163ZM22 227V226H21ZM24 227V226H23ZM66 227H67V224H66ZM67 227V228H68ZM84 227V228H85ZM219 227H222V228H224V229H222V230H219ZM46 228V227H45ZM45 228H43V229H45ZM62 228V227H61ZM90 228H92V227H90ZM89 228V229H90ZM42 229V230H43ZM56 229V228H55ZM58 229V228H57ZM100 229V228H99ZM150 228H147V229H145L144 230V237L142 238V240L144 241V240H146L147 239V235H148V232L150 231L149 230ZM40 231H41V229H39ZM59 230H60V227H59ZM62 230H64V228L62 229ZM67 230V229H66ZM69 230V229H68ZM70 230V231H71ZM101 230V229H100ZM143 230V229H142ZM180 230H182V229H180ZM35 231V230H34ZM69 231V232H70ZM74 231V232H73ZM65 232V231H64ZM17 233V232H16ZM67 233V232H66ZM74 233V234H75ZM100 233V232H99ZM99 233L97 234V235H99ZM73 234V235H74ZM17 235V234H16ZM69 235V234H68ZM68 235L66 236V237H68ZM96 235V236H97ZM72 236V235H71ZM95 236V237H96ZM23 237V236H22ZM69 237H70V235H69ZM74 237V236H73ZM74 237V238H75ZM94 237V238H95ZM141 237V236H140ZM72 238V237H71ZM73 239V238H72ZM71 239V240H72ZM141 239V238H140ZM183 239V238H182ZM181 239V240H182ZM186 239V238H185ZM17 240V239H16ZM27 240V239H26ZM93 240V241H92ZM104 240V239H103ZM24 241V240H23ZM92 241V242H91ZM96 241V240H95ZM187 241V240H186ZM13 243H15V242H13ZM12 243V244H13ZM60 243V242H59ZM65 243V242H64ZM64 243H60V244H64ZM96 244H97V241L95 242ZM15 244H17V243H15ZM14 244V246H16ZM24 244V243H23ZM60 244H58V245H60ZM28 245V244H27ZM19 246V245H18ZM17 246V248H19ZM25 246V245H24ZM29 246H30V244H29ZM29 246H27L28 248H29ZM63 246V245H62ZM61 246V247H62ZM96 246V245H95ZM21 247V246H20ZM53 247L54 246H52V249H53ZM72 246H70L69 248H71ZM74 247V246H73ZM17 248H13V247H11V246H9L8 244H7V246H5V251H6V253H12L11 255H9V258L8 259H10V256L12 257L11 259L13 260H10V262L12 261L13 263H17V262H19V261H17V262H14L15 260H20V262L23 264V259L25 258L26 259V257H27V252L29 253L30 251H29V249H28V251H27V249L25 250V252H26V254L24 253V251H23V255L21 254V250H24L25 248H21V250H20V253L18 252V253H16L17 255H14V253H15V251L16 250H18L19 251V249H17ZM56 248V247H55ZM63 248V247H62ZM61 248V249H62ZM90 248V247H89ZM15 249V250H14ZM51 249V248H50ZM58 249V248H57ZM59 249H60V247H59ZM65 249V248H64ZM54 250V249H53ZM70 250V249H69ZM100 250V249H99ZM105 250V249H104ZM1 251V250H0ZM51 251V250H50ZM63 251H65V250H63ZM67 251V250H66ZM87 251V250H86ZM14 252V253H13ZM33 253H34V251H33ZM32 253V254H33ZM59 253H61V252H59ZM21 255V257L20 256H18V255ZM30 254V253H29ZM31 254V255H32ZM56 254H58V253H56ZM62 255H63V253H61ZM66 254V253H65ZM73 254V253H72ZM78 254V253H77ZM76 254V255H77ZM85 254V253H84ZM4 254L2 253V256H3ZM33 255H36V254H33ZM1 256V254H0V262H2L4 259H5V257H6V255H5V257H2ZM22 256L24 257L23 259H22ZM28 256H30V255H28ZM66 256V255H65ZM68 256V255H67ZM85 256V255H84ZM69 257V256H68ZM6 258V260H8ZM19 258H21V259H19ZM41 258V257H40ZM81 258V257H80ZM27 259H28V257H27ZM31 260V257L29 258V261ZM32 260H33V258H32ZM76 260V259H75ZM3 262H5V261H3ZM8 262V264L10 263L9 261H7ZM11 262V263H12ZM6 263V262H5ZM17 264H19V263H17Z\"/></svg>","mask_w":264,"mask_h":264},{"label":"crops","instance_id":"3","mask_svg":"<svg viewBox=\"0 0 264 264\" xmlns=\"http://www.w3.org/2000/svg\"><path fill=\"white\" fill-rule=\"evenodd\" d=\"M166 139L168 145L172 144L173 136ZM167 235L162 238L150 239L153 243L166 242ZM144 253L145 250H142ZM133 251L126 252L119 257L112 256L104 260L102 264H155V260H149L146 256L134 255ZM145 254V253H144ZM194 264H264V253L250 252L246 243H228L220 246H207L203 252L194 258Z\"/></svg>","mask_w":264,"mask_h":264},{"label":"built area","instance_id":"4","mask_svg":"<svg viewBox=\"0 0 264 264\" xmlns=\"http://www.w3.org/2000/svg\"><path fill=\"white\" fill-rule=\"evenodd\" d=\"M172 174H174L173 177L171 176ZM178 176L179 178H176ZM186 178L187 176L183 174H178L177 171L170 170V174L167 177H165L162 186L157 184L154 187L163 188L165 192L167 188H169L171 191L173 186L175 185L176 186L179 185L180 187H184L185 185H188L189 189H191L193 185H198L196 182H191L188 184ZM172 180L175 182L174 185H172L173 184ZM208 192L210 191H206L205 194H207ZM189 210L191 209L189 208ZM128 217L129 218L125 217V220H127L128 222V224L126 225L134 226L136 223L135 213L129 214ZM203 234H204L203 232L198 233L197 237H195L193 243L198 241V244L194 246L193 249H189L188 247H186L187 245L185 243L181 242L183 236L180 239H178L175 243L166 241L164 246H160L159 249V250L161 249L165 250V256L162 261H157V262L163 264H194V258L199 256L207 246H220L233 242V238L230 236L229 237L219 236L217 239H214L212 235H210L208 238L205 237ZM154 257H157V255H154Z\"/></svg>","mask_w":264,"mask_h":264},{"label":"water","instance_id":"5","mask_svg":"<svg viewBox=\"0 0 264 264\" xmlns=\"http://www.w3.org/2000/svg\"><path fill=\"white\" fill-rule=\"evenodd\" d=\"M155 67H156L155 62L153 60H151V59H147L145 61V63H144V68L147 69V70H153V69H155ZM65 192H66V194H68L69 190L66 189ZM219 217H220V212L214 211L212 213V218L218 219Z\"/></svg>","mask_w":264,"mask_h":264}]
</instances>
